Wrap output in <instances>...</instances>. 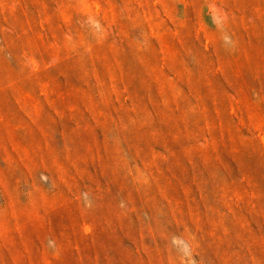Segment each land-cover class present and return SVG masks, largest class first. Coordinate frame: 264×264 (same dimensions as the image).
Here are the masks:
<instances>
[{
    "label": "rangeland",
    "instance_id": "rangeland-1",
    "mask_svg": "<svg viewBox=\"0 0 264 264\" xmlns=\"http://www.w3.org/2000/svg\"><path fill=\"white\" fill-rule=\"evenodd\" d=\"M0 264H264V0H0Z\"/></svg>",
    "mask_w": 264,
    "mask_h": 264
}]
</instances>
